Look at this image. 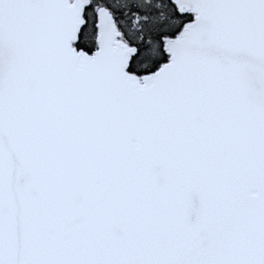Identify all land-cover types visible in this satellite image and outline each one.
<instances>
[{"label": "snow or ice", "instance_id": "1", "mask_svg": "<svg viewBox=\"0 0 264 264\" xmlns=\"http://www.w3.org/2000/svg\"><path fill=\"white\" fill-rule=\"evenodd\" d=\"M0 264H264V0H0Z\"/></svg>", "mask_w": 264, "mask_h": 264}]
</instances>
